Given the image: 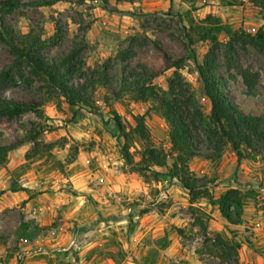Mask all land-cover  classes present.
<instances>
[{"label": "rangeland", "instance_id": "374dc122", "mask_svg": "<svg viewBox=\"0 0 264 264\" xmlns=\"http://www.w3.org/2000/svg\"><path fill=\"white\" fill-rule=\"evenodd\" d=\"M207 16L247 34L263 26L251 0H60L50 7L22 8L0 16L2 31L38 34L47 42L43 54L48 58L65 55L73 44L81 43L87 70L107 62L113 65L108 86L94 90L98 115L69 107L47 93L36 77L28 83L15 77L3 90L16 102H48L42 107V119L30 113L13 120L0 118V146L16 144L33 123H39L46 130L42 141L53 149L51 158L27 161L32 147L24 145L9 152L7 162L0 165V264H220L204 243L215 234L240 244L238 264H264L261 160H238L226 149L217 161L205 159L206 151L189 161L190 171L213 200L231 189L244 196L237 225L229 224L217 206L198 200L193 206L204 214V236L186 191L176 181L166 180L164 168H154L155 177L125 165L122 140L104 105V98L109 99L127 128L148 112L145 122L151 140L155 146H165L167 127L149 105L112 100L124 65L115 56L137 38L134 57L127 64L147 66L154 74L153 83L166 90L174 64L182 60L180 73L208 115L209 102L195 69V63H202L207 55L208 45L188 37L189 26L201 25ZM219 41L225 43L227 38L220 35ZM235 57L256 76L255 95L247 96L241 78L234 71V80L229 78L222 66L227 93L244 112L264 115V54L239 43ZM217 59L222 65L220 54ZM11 62L8 48L0 42V71ZM139 150L137 144L130 150L134 162ZM17 188L29 191L28 200L20 198L23 192H11ZM175 229L183 230V235ZM165 236L168 245L163 247L160 240Z\"/></svg>", "mask_w": 264, "mask_h": 264}, {"label": "trees", "instance_id": "16d2710c", "mask_svg": "<svg viewBox=\"0 0 264 264\" xmlns=\"http://www.w3.org/2000/svg\"><path fill=\"white\" fill-rule=\"evenodd\" d=\"M58 1L60 0H1L0 16L9 15L22 8L50 7ZM251 3L259 10L263 21V26L254 34H247L242 30L234 31L211 16H207L201 25L189 26V39L195 38L208 45V53L203 62L195 63L202 94L209 102L208 115L203 113L195 93L180 73L182 60L174 64L175 71L167 83L166 90H162L153 83L154 74L147 66L127 64L134 57V47L138 45L137 38L130 40L128 48L117 52L115 59L124 65L121 68L118 90L112 93V100L126 99L134 104L149 105V111L155 112L167 127L165 146L153 144L145 122L148 112L137 118L134 127L127 128L111 108L110 100L104 98V105L108 109L113 127L122 140L121 154L125 165L135 173H151L155 177L158 174L154 173L153 169L164 168L166 180L169 183L176 181L186 191L190 210L204 236L207 233L202 219L204 214L193 205L198 200L205 199L217 206L220 215L229 224L237 225L241 221L244 196L241 191L231 189L213 200L207 187L201 186L200 180L190 171L189 161L201 157L202 151H206L205 159L217 161L224 150L229 149L238 160H261L264 163V115L246 113L240 109L229 97L228 84L220 72L221 67H225L224 73L234 80L231 75V71H234L241 78L246 95H255L256 76L248 69L242 68L235 57L239 43L249 45L264 54V0H251ZM220 35H224L227 42L221 43ZM0 42L6 45L12 57V62L0 71V118L13 120L29 113L37 119L43 118L42 107L48 100L26 104L4 96L3 90L15 77L27 83L30 82V77H36L47 93L55 94L69 107L88 110L97 115L100 113L93 97L94 90L98 86H108L109 71L113 67L111 62L103 63L96 70H87L81 56L84 47L81 43L73 44L65 55L48 58L43 54L47 42L32 31L25 35H15L10 31L0 30ZM218 54L222 57V65L218 62ZM45 131L42 124L33 123L16 144L0 146V165L7 162L9 152L24 145L32 147L25 156L27 161L38 157L51 158L53 146L42 141ZM135 144L140 146L138 162H134L130 152ZM11 192L29 191L17 188ZM175 232L179 236L184 233L181 229H175ZM160 243H163V247L168 245L166 236ZM204 243L208 253L218 259L220 264H238L239 243L220 234L205 238Z\"/></svg>", "mask_w": 264, "mask_h": 264}, {"label": "crops", "instance_id": "0c3cea01", "mask_svg": "<svg viewBox=\"0 0 264 264\" xmlns=\"http://www.w3.org/2000/svg\"><path fill=\"white\" fill-rule=\"evenodd\" d=\"M20 195H21L20 198L22 200H24V201L28 200V196L25 193H21ZM34 202H36V199L35 198H33V205H34Z\"/></svg>", "mask_w": 264, "mask_h": 264}]
</instances>
